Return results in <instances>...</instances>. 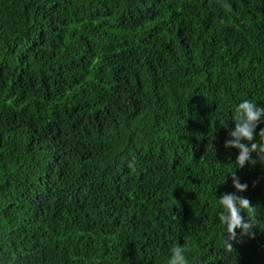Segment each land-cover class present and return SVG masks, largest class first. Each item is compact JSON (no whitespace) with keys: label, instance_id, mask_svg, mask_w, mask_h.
<instances>
[{"label":"trees","instance_id":"obj_1","mask_svg":"<svg viewBox=\"0 0 264 264\" xmlns=\"http://www.w3.org/2000/svg\"><path fill=\"white\" fill-rule=\"evenodd\" d=\"M245 99L264 0H0V264H264V163L225 148Z\"/></svg>","mask_w":264,"mask_h":264},{"label":"clouds","instance_id":"obj_2","mask_svg":"<svg viewBox=\"0 0 264 264\" xmlns=\"http://www.w3.org/2000/svg\"><path fill=\"white\" fill-rule=\"evenodd\" d=\"M264 118V107H260L256 102L245 99L238 104L233 120L235 128L230 130L229 139L225 141V148H236L239 155L235 161L236 167L243 168L246 163L255 165L257 161L264 163V128L257 133V127ZM257 135L259 140H257ZM256 153V158H253ZM131 166V165H130ZM235 167V168H236ZM233 185L237 192H243L247 189V183H241L235 170L231 172ZM223 211L219 213L220 222L226 226L227 236L225 238L226 250L231 252L234 246L230 241L237 239V229H242L241 235L254 236L255 227V206L249 198L233 193H224L219 198ZM246 213L247 219L242 215ZM190 247L187 243L177 245L171 249V256L168 264H189L187 253Z\"/></svg>","mask_w":264,"mask_h":264}]
</instances>
